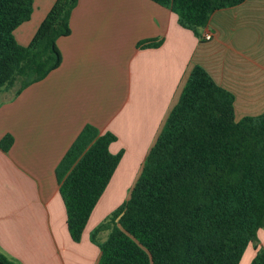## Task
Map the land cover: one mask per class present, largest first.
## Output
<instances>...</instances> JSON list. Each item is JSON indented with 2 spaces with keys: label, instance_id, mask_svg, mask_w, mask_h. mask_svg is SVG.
I'll list each match as a JSON object with an SVG mask.
<instances>
[{
  "label": "crops",
  "instance_id": "obj_1",
  "mask_svg": "<svg viewBox=\"0 0 264 264\" xmlns=\"http://www.w3.org/2000/svg\"><path fill=\"white\" fill-rule=\"evenodd\" d=\"M31 1L30 19L13 33L22 47L56 0ZM69 28L56 40V70L16 97L0 92V141L13 139L0 149V253L18 264L97 263L90 233L125 200L192 67L233 96L235 122L264 114V0L215 11L199 36L150 0H77ZM143 41L160 45L138 48ZM86 125L116 136L108 150L122 157L74 243L55 169ZM121 170L133 171L127 185ZM112 187L120 201L107 209ZM257 239L264 249V230ZM255 254L250 244L239 264Z\"/></svg>",
  "mask_w": 264,
  "mask_h": 264
},
{
  "label": "trees",
  "instance_id": "obj_2",
  "mask_svg": "<svg viewBox=\"0 0 264 264\" xmlns=\"http://www.w3.org/2000/svg\"><path fill=\"white\" fill-rule=\"evenodd\" d=\"M199 36L217 10L245 0H150ZM77 0H56L27 47L14 31L30 19L31 0H0V92L14 97L61 64L56 40L70 34ZM160 43L143 41L138 48ZM233 96L192 67L142 163L126 199L90 233L96 264H264V114L234 121ZM111 133L86 125L55 169L70 239L79 243L121 157ZM13 139L0 141L8 152ZM105 234V239L100 236ZM0 264H18L0 253Z\"/></svg>",
  "mask_w": 264,
  "mask_h": 264
},
{
  "label": "rangeland",
  "instance_id": "obj_3",
  "mask_svg": "<svg viewBox=\"0 0 264 264\" xmlns=\"http://www.w3.org/2000/svg\"><path fill=\"white\" fill-rule=\"evenodd\" d=\"M24 47H25V46H24ZM26 47H27V46H26ZM18 87H19L18 84H16V85L13 86L12 88H9V90H10V94H9L8 96H10L11 94H14L15 91L18 89ZM128 173H129V174H127V175L125 176V178L123 179V181H124L123 183L126 184V185L128 184V181L130 180V178L132 177V175H133V171H129ZM116 189H117V188L114 189V188L112 187V188H111V191H110L111 194L109 193V194L107 195V200H108V203H106V204H107V206H106L107 209H109L108 206H110V203H112L111 205H115V204L119 203V201H120L119 195L116 197ZM124 190H125V192H126L125 195H127L128 188H126V189H124ZM124 190H123V191H124ZM113 191H114V192H113ZM123 191H121L120 196L123 194ZM115 199H117V200H115ZM124 199H126V198H124ZM122 202H123V200L120 202V204H121ZM120 204H119V205H120ZM110 207H111V206H110ZM117 207H118V206H117ZM117 207H116V208H117ZM114 209H115V208H114ZM114 209H113V210H114ZM113 210H112V211H113ZM104 211H106V210H103V212H104ZM112 211H111V212H112ZM111 212H110V213H111ZM110 213H109V214H110ZM104 237H105V235H103L101 238H104Z\"/></svg>",
  "mask_w": 264,
  "mask_h": 264
},
{
  "label": "bare ground",
  "instance_id": "obj_4",
  "mask_svg": "<svg viewBox=\"0 0 264 264\" xmlns=\"http://www.w3.org/2000/svg\"><path fill=\"white\" fill-rule=\"evenodd\" d=\"M122 170H123V168H122ZM122 170H121V173L119 172L121 175H119V173H118V175H119L118 177H119V178L122 177V176H125V174H126V172H124V171H122ZM122 174H123V175H122Z\"/></svg>",
  "mask_w": 264,
  "mask_h": 264
},
{
  "label": "built area",
  "instance_id": "obj_5",
  "mask_svg": "<svg viewBox=\"0 0 264 264\" xmlns=\"http://www.w3.org/2000/svg\"><path fill=\"white\" fill-rule=\"evenodd\" d=\"M204 38H205V40H210V36L209 35L205 36Z\"/></svg>",
  "mask_w": 264,
  "mask_h": 264
}]
</instances>
